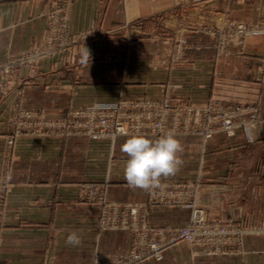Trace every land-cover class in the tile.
Here are the masks:
<instances>
[{
    "label": "crops",
    "instance_id": "crops-1",
    "mask_svg": "<svg viewBox=\"0 0 264 264\" xmlns=\"http://www.w3.org/2000/svg\"><path fill=\"white\" fill-rule=\"evenodd\" d=\"M190 1L203 8L205 21L219 28L229 21L252 24L264 18V0ZM52 3L0 0V60L6 53L16 54L41 43L47 31L45 13ZM173 10L172 0H70L67 30L89 38L77 47L78 66L65 72V60H48L0 92V162L7 140L9 103L15 97H21L25 108L52 117H63L69 108L119 96L160 98L168 94L196 106L211 98L258 102L261 119L252 129L251 141L242 133L233 138L219 134L207 142L197 136H176L183 148L182 164L175 175L162 178V182L199 178L197 203L212 219L262 230L264 36L248 39L240 53L239 44L233 42L229 45L232 52L225 54L219 50L217 38L199 26L190 32L184 56L174 65L170 60L172 41L161 25V18ZM122 32L132 38H119ZM85 47L90 57L125 49V69L110 65L103 72L96 62L86 63L81 55ZM85 81L94 83L87 85ZM100 81L106 83H96ZM128 138H118L113 147L86 137L19 139L9 227L0 264L86 263L95 253L125 252L130 245L129 234L100 231L99 208L80 202L77 188L83 182H104L108 178L110 201H146L150 192L130 188L124 179V164L129 157L121 147ZM190 215L188 207L161 205L152 209L149 221L158 226L183 225ZM72 231L82 237L79 246L66 244ZM245 249L241 255L193 257L182 244L168 249L160 261L150 259L140 264H264V233L247 236Z\"/></svg>",
    "mask_w": 264,
    "mask_h": 264
},
{
    "label": "rangeland",
    "instance_id": "rangeland-1",
    "mask_svg": "<svg viewBox=\"0 0 264 264\" xmlns=\"http://www.w3.org/2000/svg\"><path fill=\"white\" fill-rule=\"evenodd\" d=\"M70 0H53V3L49 10L45 13L46 21H47V31L45 36L43 37L41 43L38 46L33 48H28L26 50H22L16 54L6 53L5 57L0 60V92L4 93L12 82H17L18 79L22 80L23 76L27 74L32 68H40L43 63L48 60H65L62 66H64L63 71L71 72L74 67L78 66V62L80 61L79 48L78 45L85 41L88 38V35H72L68 32L66 26V14L68 12ZM174 10L165 14L161 18L162 29L169 35L172 41V49L170 60L174 64L182 60L185 50L187 49L188 36L191 31H194L199 26H203L207 28V32L213 38H217L219 41V50L222 53H231L229 45L233 42H237L239 44V53L243 50V44L248 39L257 36H264V18L262 17L259 22L247 24L244 22H227V24L221 26L220 28L216 25H213L211 21H205V16L202 13L204 10L197 3H192L190 0H184V2H177L172 0ZM202 10H197V9ZM198 11V13H197ZM203 21V22H202ZM212 25V26H211ZM239 25L243 26L242 30L239 29ZM240 30V31H239ZM127 37L126 32H122L119 34V38L122 39H130L132 38L131 34H128ZM125 61L126 54L125 49H119L114 53L107 52H99L95 56L90 57L86 63L96 62V67H98L101 71L107 72L110 65L117 66L119 70L125 69ZM176 65V64H174ZM178 65V64H177ZM94 66V65H93ZM92 66V67H93ZM62 71V70H61ZM93 81H85V84H93ZM96 83L105 84V81H100ZM23 84V83H21ZM149 99L153 101H165L169 105L172 106H190L196 109H201L208 106L211 103L221 104L223 106H233V107H241L248 109H256L258 118L255 122L249 125V128L240 127L235 131L233 136H229L227 133L223 131L216 132L212 138L205 139L201 135L198 134H185L183 128L178 130V133H175V136H197L200 137L203 142L210 141L215 138L216 135L223 134L227 138H233L239 133L244 134L248 141H251V133L253 127L258 124L261 119V107L258 102H250V103H231V102H223L221 100L211 98L208 102H206L202 106H196L191 102H186L182 100H174L170 95L165 94L160 98H153L147 95H139V96H119L118 98L112 100H102L93 102L91 104H87L85 106H81L78 108H69L68 112L63 117H52L48 115L44 111L38 109H29L23 106V100L21 97H15L9 103V114L6 120L7 127V140L5 145L4 155L0 162V255L1 249L4 246V234L9 227V212H10V203L12 197V191L14 187L13 182V174L15 171V165L17 161V143L21 138L27 137H36L39 139H45L47 137L54 138H73V137H86L85 135H66L65 132L74 133V130L71 128L65 130L64 128H56L52 126H48L50 123H58L65 122L67 120L72 119V112L78 109H82L88 106L99 105V104H113L119 101L132 100V99ZM251 115L247 114L245 116L246 121H250ZM40 123H43L40 125ZM133 135L128 136H120V137H131ZM144 136H152L160 138L163 135H154L146 134ZM118 137V138H120ZM117 138V139H118ZM91 139V138H89ZM116 139V140H117ZM93 140V139H91ZM116 140L111 141L109 139L106 140H95L101 142H108L109 146L113 147ZM108 178L104 182H83L78 185L77 198L80 202L94 205L99 208L98 215V229L102 232H125L130 236V245L129 248L122 253H95L93 258L86 263H66V264H102V257L104 256H122L128 253L130 247L132 245V234L128 231L123 230H106L102 227V220L104 216L110 217L111 214V206L110 204H118L120 206V210L128 211L130 209H134L135 207L139 209V215H146L147 224L151 227L158 228H176L181 229L191 222L194 210L201 209L204 211V216L207 221H211L213 223L221 224L222 227L226 228L225 235H217L214 237H203L199 240H196L195 243H188L186 241H179L176 244L168 247L164 254L168 249L178 247L182 244L186 246L188 251L193 257H209V258H221L226 256H234L244 254L245 249V238L249 235L264 233V229L262 230H254L252 226L244 225L242 223H234L228 222L224 219H212L208 212L201 208L197 203L199 188L201 186V180L197 178L195 181H179V180H170L162 182V186H176L178 187L177 191L181 193L179 197L171 200V202L165 203H151V197L156 191H150L148 199L144 202H136V201H125V202H115L110 201L107 197V184ZM178 181V182H177ZM98 188V189H97ZM95 189L97 191L95 192ZM95 192V194H94ZM102 200L103 202H100ZM174 202V203H173ZM161 205H175V206H185L191 209V215L189 220L183 225H169V226H158L150 223V215L151 211L156 206ZM106 212V213H105ZM162 258V259H163ZM156 260L154 258H150ZM147 259V260H150ZM161 259V260H162ZM144 260L142 262H145ZM160 261V260H157ZM142 262L136 263L140 264Z\"/></svg>",
    "mask_w": 264,
    "mask_h": 264
},
{
    "label": "built area",
    "instance_id": "built-area-1",
    "mask_svg": "<svg viewBox=\"0 0 264 264\" xmlns=\"http://www.w3.org/2000/svg\"><path fill=\"white\" fill-rule=\"evenodd\" d=\"M238 27L242 30L243 26ZM247 114L251 115L250 121L245 120ZM257 118V110L253 108L223 106L218 103H211L201 109L190 106L171 107L165 101L141 98L78 109L72 112V119L53 122L48 126L61 127L65 130L71 128L74 133L65 132L66 135H85L93 140L114 141L120 136L152 133L164 135L169 130L178 133L180 128L184 129L185 134H198L210 139L219 131L233 136L238 128H249ZM177 189L176 186L163 185L156 189L150 202H171L181 195ZM110 206L112 215L103 217L102 227L106 230L130 232L132 245L125 255L102 257V264H136L150 258L161 260L164 251L179 241L192 244L203 237L225 235L224 232L227 231L221 224L208 222L201 209L194 210L188 226L176 229L151 227L147 224L146 215H139V209L136 207L122 211L118 204Z\"/></svg>",
    "mask_w": 264,
    "mask_h": 264
},
{
    "label": "clouds",
    "instance_id": "clouds-1",
    "mask_svg": "<svg viewBox=\"0 0 264 264\" xmlns=\"http://www.w3.org/2000/svg\"><path fill=\"white\" fill-rule=\"evenodd\" d=\"M81 55L85 62L90 58L86 47ZM121 151L129 157L124 164V179L133 189L150 192L162 187V178L175 175L182 164L180 154L183 148L172 130L155 140L133 135L122 145ZM81 240L80 233L72 231L66 238V244L76 247Z\"/></svg>",
    "mask_w": 264,
    "mask_h": 264
}]
</instances>
